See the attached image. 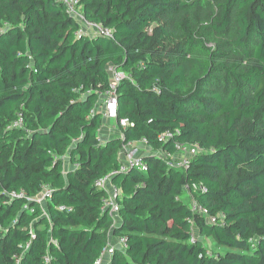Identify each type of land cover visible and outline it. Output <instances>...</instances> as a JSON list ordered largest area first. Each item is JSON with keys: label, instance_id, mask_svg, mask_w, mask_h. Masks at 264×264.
Wrapping results in <instances>:
<instances>
[{"label": "trees", "instance_id": "trees-1", "mask_svg": "<svg viewBox=\"0 0 264 264\" xmlns=\"http://www.w3.org/2000/svg\"><path fill=\"white\" fill-rule=\"evenodd\" d=\"M80 5L111 36L78 33L58 0H0V264H95L110 230L126 247L108 264H264V0ZM110 90L120 135L102 142ZM142 139L146 171L120 170ZM177 140L199 147L184 169L159 154Z\"/></svg>", "mask_w": 264, "mask_h": 264}, {"label": "built area", "instance_id": "built-area-1", "mask_svg": "<svg viewBox=\"0 0 264 264\" xmlns=\"http://www.w3.org/2000/svg\"><path fill=\"white\" fill-rule=\"evenodd\" d=\"M63 3L66 13L74 17L72 14L77 13L76 8L80 5V0H58ZM75 18V17H74ZM76 20V19H75ZM79 25V29L77 32H85V33H100L104 35L111 36V29L108 27H104L99 25L98 23L86 19L84 16H81V21L76 20ZM7 25L3 23V26ZM87 28L89 31H84L81 27ZM76 32V33H77ZM107 71L111 77V88L113 89L115 86V81L122 75L117 72L113 66H108ZM104 100V108L101 109L103 112V116L114 118L116 115V97L113 90H110L106 93ZM21 120L14 122V125L20 124ZM121 125L126 124V120H120ZM172 137V132L166 131L162 133L159 138L164 140L166 138ZM144 140H140L138 142H128L122 146V159L120 160V170H125L129 166H134L142 172L146 171V165L143 161H141L140 157V146H143ZM191 149H195V153H190ZM199 147L196 143H186L183 141H174L173 143V151L172 152H160V156L164 159L165 163L177 169H184L188 165L190 159L198 152ZM95 184L101 188L106 194L103 198V206L102 208L107 211V213L111 216L112 222L115 221L116 215H118L119 210V200L121 199V189L119 186L114 185L110 181V174L105 175L104 177L96 180ZM194 188H197V185H193ZM201 188V187H200ZM185 189L188 190V187L185 186ZM189 191V190H188ZM20 193H12L14 196L21 195ZM192 211L199 213L205 217L207 216V212L204 208L200 207L197 202L195 205L193 203L189 204ZM193 239V237H192ZM117 247L124 249L126 247V240L124 237L117 238ZM114 250V246L105 247L103 251L100 253V256L96 259L95 264H101L104 254H111Z\"/></svg>", "mask_w": 264, "mask_h": 264}, {"label": "crops", "instance_id": "crops-1", "mask_svg": "<svg viewBox=\"0 0 264 264\" xmlns=\"http://www.w3.org/2000/svg\"><path fill=\"white\" fill-rule=\"evenodd\" d=\"M100 135H101V137H100ZM115 135L116 136L120 135L119 134V129L117 128V123H116L115 118L103 116V123H102L101 127L99 128V130L97 132L98 139L100 141L104 142L107 139H109V138H111L112 136H115ZM143 147H145L144 144H143ZM145 150H147V149H145ZM119 154L121 156L123 155L122 150L119 151ZM141 154L142 153H140V157H141ZM68 160H69L68 158H65V168L69 167ZM119 160H121V159L119 158ZM115 218L116 219L112 223V225H115V224L119 223V221H120V218H119L118 215H116ZM110 246L117 247V237L113 236V233H112L111 230L108 233V247H110ZM109 259H110V254H104L101 264H108L109 263Z\"/></svg>", "mask_w": 264, "mask_h": 264}, {"label": "rangeland", "instance_id": "rangeland-1", "mask_svg": "<svg viewBox=\"0 0 264 264\" xmlns=\"http://www.w3.org/2000/svg\"><path fill=\"white\" fill-rule=\"evenodd\" d=\"M76 11H77V13H74L72 15L75 17L76 20L81 21V16H83L82 6L78 5V7L76 8ZM80 27L84 31H87V32L89 31L87 28H85V27H83L81 25H80ZM105 98H106L105 96H102L101 100H100V102L98 104L100 110L104 108V100H105ZM100 137H101V135H100ZM143 151H145V148L143 146H140V153H142ZM190 153L194 154L195 153V149H191ZM118 156H119L120 159H122V156L120 154ZM39 196H40L41 205L44 208L45 207V202H44L43 197H42L43 195L41 194ZM184 200L186 202H188L189 204L193 203L195 205V203H196V201H195V199H194V197H193L191 192L187 193V195L185 196ZM203 243L206 246V248L211 249V251L213 253L223 250L221 247H219L217 244H215L213 242V240L211 238H209V237H204L203 238Z\"/></svg>", "mask_w": 264, "mask_h": 264}]
</instances>
